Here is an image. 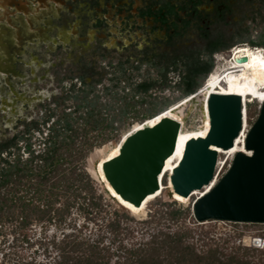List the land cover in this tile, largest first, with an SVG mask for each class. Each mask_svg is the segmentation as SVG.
Wrapping results in <instances>:
<instances>
[{
	"label": "rangeland",
	"instance_id": "374dc122",
	"mask_svg": "<svg viewBox=\"0 0 264 264\" xmlns=\"http://www.w3.org/2000/svg\"><path fill=\"white\" fill-rule=\"evenodd\" d=\"M263 34L264 4L259 2L257 19L255 21L243 20L240 33L238 34V39L241 43H238L237 46H247L252 51L256 50L249 42L260 41V36ZM232 52L233 50L230 52V49H227L215 54L212 71L216 68V70L219 69L221 71L225 61L230 59ZM45 56L50 61H55L59 58L57 56ZM219 58L223 60L219 61ZM97 60L98 74L90 77V79H100L99 82L88 84L91 80L89 78L86 80L88 85H92V89L89 86H83L76 79H72V81L65 78L62 81L59 80L63 77V74L67 73L68 75L71 73L68 70L65 73L58 68H49L45 74L48 79H43L37 84L30 83V75L26 74L28 81H25L24 84L15 83V88L33 94H42L46 98L42 100V103H47V107L41 108L38 104H32L26 109L22 104H17L18 110L16 115H0V139L10 138L12 135L24 131L25 126L22 123L23 121L28 123L31 121L38 122L43 129V135H46V127L59 117L63 119L64 112L70 114V118L73 119V121L71 120V124L73 131H76V133H73L71 149H75V152H77L81 148L82 131L88 129L89 126L84 123V119L75 118L78 114H84L87 101L89 102L93 97L98 96L99 105L97 110L101 109L102 115H108V120L117 116L121 109H126L127 115L120 120L116 119L113 123V127L116 128L115 131L109 133L110 129H108L102 135H97L96 131L89 132V144L82 146L83 157L78 160L73 157L76 154L68 157L69 160H74L72 164L77 167L76 172L78 173L81 170L87 176L88 163H91L93 166L100 164L102 180L95 182L90 179V184L93 186L92 193L100 197L97 200L101 208L95 209L88 206V199L84 203L82 197L85 194L89 195V191L88 189L81 190L80 185L75 183V187L69 190L66 195H63V189L57 191L60 195L58 196V201L54 204V209H57V211L55 214L52 213V220L50 222H38L34 214L31 216V223L23 228L20 222L22 216L20 212L22 209L20 203H17V207L11 209L13 211L11 220L3 218L0 221V264H26L30 262L32 264H53L57 253L47 242L53 238L58 241L65 234H80L89 241L102 238L101 247H109L110 252H112L120 244L126 247H137L139 244L148 241L151 234L159 231L172 233L182 230L191 231L187 242L193 244L196 252L199 254H203L209 250H217V256L222 260H226L229 256H236L239 259L249 261L250 264H264V250L256 251L243 247L239 243L240 240L250 235L259 234L264 236V224H244L226 221L197 223L192 211V206L197 200V196L177 194L173 190L170 181L171 173L164 177L160 184V189L155 194L149 195L139 206H135L124 200L112 188L105 178L103 164L119 154L121 144L128 135L141 129L144 125L157 124L161 118H170L178 122L180 126L177 140L182 139L179 142L188 141L191 138L204 136L207 130L206 117L203 109V99L202 96H199L195 97L191 102L190 100L187 103L184 102L185 105H181L183 106L182 109H180L181 106L173 107L171 110L159 115L161 117L151 118V114L156 112L167 101L174 100L175 103V101L182 100V98L179 99L181 92L176 88V84L174 83L178 74H168V80L172 83H156L155 87L144 95L142 93H135V87L142 81L156 80L158 77L157 69L142 66L139 69H130L125 72L122 68L112 71L103 69L102 67L106 62L98 58ZM64 64L68 69L70 64L67 62ZM177 69L179 70V68ZM34 75H44L43 69L35 68ZM72 82L75 83L73 89ZM204 87H206V83L205 81H201L197 92ZM83 91L88 93L87 101L82 100ZM74 96H77L79 99H75ZM52 97H55L57 102H50ZM131 98L136 102L135 104ZM126 103H128V106H126ZM198 103L200 104V109ZM78 104L82 105V109H80V113H75ZM259 107L260 104L257 101L248 103L247 105L248 130L258 115ZM48 108L55 110V116L43 126L42 121L47 117ZM17 118H20L19 122H17ZM204 126L205 128H203ZM37 137L40 138V141L43 140V137H40L37 133L30 140L33 147L36 148L35 150H39V146L43 147L39 145L40 141L36 140ZM107 137L109 140L106 139ZM25 142L24 139L18 140V146L21 147L18 153L21 155L22 164L29 157L24 152ZM66 142L70 143L71 141L67 140ZM99 148H102V151L98 153ZM178 152H180V147L177 148L176 145L175 151L168 156L169 164L178 157ZM12 153L14 155L10 160L13 161V158L17 154L15 149L12 150ZM234 156L226 153L217 156V159L221 163L220 167L216 168L217 174L215 173L216 176L219 175L218 181L230 168ZM29 167L31 168L32 166ZM105 188H110L113 196H105L103 191ZM79 193H81L82 197H79ZM19 194L24 195V189ZM31 194H27L26 198H29ZM36 202L40 205L44 204L43 199L40 202ZM67 205L68 212L64 210ZM88 211L91 213L88 214ZM115 211L126 213L129 219L118 218L121 230L116 237V241L113 242L116 234L110 232L108 223L115 219ZM169 212H176L175 219H171L168 214ZM115 259L113 258L111 262L113 263Z\"/></svg>",
	"mask_w": 264,
	"mask_h": 264
},
{
	"label": "water",
	"instance_id": "95a60500",
	"mask_svg": "<svg viewBox=\"0 0 264 264\" xmlns=\"http://www.w3.org/2000/svg\"><path fill=\"white\" fill-rule=\"evenodd\" d=\"M231 5L232 0H0V78L20 47L49 22L96 44L144 48L185 22L217 18ZM259 104L246 133V152H237L212 190L194 202L197 223L264 224V102ZM206 107L207 135L186 142L170 176L174 191L184 196L214 178L218 153L212 147L228 150L242 131L239 96L209 94ZM179 128L170 118L144 125L103 164L106 180L121 198L139 206L158 190V177L174 152Z\"/></svg>",
	"mask_w": 264,
	"mask_h": 264
},
{
	"label": "trees",
	"instance_id": "16d2710c",
	"mask_svg": "<svg viewBox=\"0 0 264 264\" xmlns=\"http://www.w3.org/2000/svg\"><path fill=\"white\" fill-rule=\"evenodd\" d=\"M249 43L251 46L257 47L255 49L264 48V34L260 36V41H250ZM209 54L211 55L212 52ZM201 65L202 60L195 56V64L193 67L186 69L187 74L190 77L196 75V73L201 71ZM212 67L213 61L209 57L207 66L203 69V72L205 74L210 72ZM155 85L156 83L154 82L144 81L135 87V93L146 95ZM83 86H89L92 89V85L83 84ZM199 87L200 83L193 81L191 78L186 80V83L176 84V88L181 92L179 99L182 98V100L175 101V103L174 100L167 101L156 112L152 113L150 117L156 118L158 115L164 114L173 107L187 101L195 96L193 93H197ZM73 88L74 85L72 86ZM87 97L88 93L83 91L82 100L87 101ZM74 98L79 99L77 96H74ZM131 100L134 104L136 103L133 98ZM98 105V96H95L89 102L87 101L84 114H78L75 118L84 119V123L89 126L88 129L82 131L81 148L77 152H75V149H71L73 133H76V131H73L71 124V120L73 121V119L70 118V114L64 112L63 119L59 117L46 127V135H43V129L38 122L32 121L25 124L24 131H20L12 138L0 143V221L3 218L5 220H11L10 218L13 216L11 209L16 208L17 203H20L22 209L20 212L22 215L20 219L21 227L24 228L29 225L32 221L31 216L34 214L38 222H50L52 220V213L55 214L57 211V209H54V204L58 201V196H60L57 191L63 189V195H66L69 190L75 187V183L80 185L81 190L88 189L89 191V195L85 194L83 197L79 193V197L83 198L84 203L88 199V206L95 209L101 208L97 200L100 197L92 193L93 186L90 184V179L95 182L102 180L100 164L93 166L91 163H88L87 176L81 170L77 173V167L72 164L74 160H69L68 158L74 154H76L73 156L76 160L83 157L82 146L89 144V132L96 131L97 135H102L108 129H110L109 133L115 131L116 128L113 127L115 120H120L127 115L126 109H121L117 116L108 120V115L104 116L101 114V109L97 110ZM100 106L102 105L100 104ZM126 106H128V103H126ZM80 109H82V105L78 104L75 113H80ZM47 111V117L42 121L43 126L55 116L54 109L48 108ZM35 133L43 137L41 141L39 140L40 138H36L37 141H40L39 145L43 146L42 148L39 146V150H35L36 148L30 142L35 137ZM19 139L26 141L24 144V152L29 155L24 164H22L21 155L18 153L21 148L18 146ZM67 140L71 142L67 143ZM180 140L182 139H178V143H176L177 148L180 147L177 158L183 155L187 142H179ZM13 149H15L17 154L12 161L10 159L14 155L12 153ZM101 151L102 148H99L98 153ZM4 154L6 155L4 156ZM29 166L32 167L30 168ZM22 189H24V195L19 194ZM103 191L105 196H113L108 188H105ZM30 193H32L31 196L26 198V195ZM41 199H43L44 204H37L36 201L40 202ZM83 209L85 208L83 207ZM64 210L68 212V205ZM87 213L89 214L91 212L88 211ZM168 214L171 219H175L176 212H169ZM114 216L115 219L108 223L110 232L116 234L113 242L116 241V237L121 230L118 218L121 217L124 220L129 219L126 213H119L118 211L114 212ZM190 234V230L175 231L172 233L159 231L151 234L148 241L139 244L137 247H126L120 244L112 252H110L109 247H101L102 238L89 241L80 234H65L60 240L56 241L53 238L47 244L51 245L57 253L53 264H250L249 261L239 259L236 256H229L226 260H222L218 258L217 250H209L203 254H199L196 252L194 245L187 242ZM113 258L116 259L112 263Z\"/></svg>",
	"mask_w": 264,
	"mask_h": 264
},
{
	"label": "flooded vegetation",
	"instance_id": "af4514ba",
	"mask_svg": "<svg viewBox=\"0 0 264 264\" xmlns=\"http://www.w3.org/2000/svg\"><path fill=\"white\" fill-rule=\"evenodd\" d=\"M259 2L264 4V0H232L231 7L221 16L207 21L185 22L162 40L144 48H120L96 44L78 37L56 23H46L20 47L2 74L0 115H16L17 104H22L26 109L32 104H38L41 108L47 107V103H42V100L46 99L42 94H33L15 88V83L24 84L28 81L26 74L30 75V83L37 84L43 79H48L45 76L47 69L58 68L65 73L67 70L71 72L68 75L63 74L59 80L76 79L81 84H87V78L90 79L98 74L97 58L106 62L103 69L112 71L122 68L125 72L142 66L158 70L156 80L145 81L172 83L168 80V74L173 73L178 74L175 84L186 83L190 78L198 83L201 81L206 83L208 75L212 73V70L206 74L203 72L209 57L213 61L215 54L227 49L231 52L238 43H241L238 34L242 22L245 19L251 21L257 19ZM45 55L59 58L50 61ZM195 56L202 60V67L200 72L190 77L186 69L194 66ZM65 62L70 64L68 69L65 67ZM35 68H42L44 75L35 76ZM90 80L88 84L99 82L100 79ZM50 102H57V99L52 97ZM19 121L20 118H17V122ZM22 123L25 126L28 122ZM10 138H2L0 143Z\"/></svg>",
	"mask_w": 264,
	"mask_h": 264
},
{
	"label": "bare ground",
	"instance_id": "6f19581e",
	"mask_svg": "<svg viewBox=\"0 0 264 264\" xmlns=\"http://www.w3.org/2000/svg\"><path fill=\"white\" fill-rule=\"evenodd\" d=\"M250 49L251 48H248L247 46H236L235 49H233V52L231 53L232 55L230 59L228 61H225V64L223 65L221 71H219V69L216 70L217 68L213 70L212 73L208 75L206 87L202 88L200 91L197 92L195 96H193V97L202 96L203 99V109L206 117L207 130L204 133V136L202 137H205L209 130V118L206 107L209 94L237 95L241 98V102H242L241 108H242V118H243L242 131L240 132L238 138L234 140L233 146L228 150L212 147L218 153V155L222 153H226L229 154L230 156H234L237 152H246L244 144H245L246 133L248 132L247 105L248 103H252L254 101H257L258 103L264 102V48H259L253 51ZM218 60L222 61L223 59L219 58ZM193 97H191L188 100H191ZM183 104L184 102L179 104L178 106H181ZM203 128H205V126ZM181 158L182 156L175 159V161L172 162L171 164L168 163V157L165 159L162 167V172L158 177V181H159L158 190L160 189V184L164 179V177L169 173L172 174V171L174 170V168H176ZM220 164H221L220 161L217 159L216 161L217 169L220 167ZM216 168L214 172V178L210 181V183L202 187L201 188L202 190L201 189L194 190L191 193V196H197L198 199L199 197L204 196L205 194L209 193L212 190V188L218 182L219 175L216 176L217 174ZM108 189L109 192L113 194L112 190L110 188Z\"/></svg>",
	"mask_w": 264,
	"mask_h": 264
},
{
	"label": "built area",
	"instance_id": "2783aa9c",
	"mask_svg": "<svg viewBox=\"0 0 264 264\" xmlns=\"http://www.w3.org/2000/svg\"><path fill=\"white\" fill-rule=\"evenodd\" d=\"M201 224V223H199ZM241 246L256 251L264 250V236L259 234L250 235L239 241Z\"/></svg>",
	"mask_w": 264,
	"mask_h": 264
},
{
	"label": "clouds",
	"instance_id": "9594fccd",
	"mask_svg": "<svg viewBox=\"0 0 264 264\" xmlns=\"http://www.w3.org/2000/svg\"><path fill=\"white\" fill-rule=\"evenodd\" d=\"M255 48H257V47H255ZM254 49V48H253Z\"/></svg>",
	"mask_w": 264,
	"mask_h": 264
}]
</instances>
